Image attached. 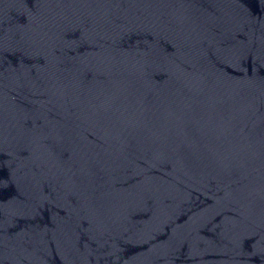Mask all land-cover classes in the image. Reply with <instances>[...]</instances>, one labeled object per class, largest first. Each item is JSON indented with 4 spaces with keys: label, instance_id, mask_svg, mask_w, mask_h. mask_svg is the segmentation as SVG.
<instances>
[{
    "label": "water",
    "instance_id": "water-1",
    "mask_svg": "<svg viewBox=\"0 0 264 264\" xmlns=\"http://www.w3.org/2000/svg\"><path fill=\"white\" fill-rule=\"evenodd\" d=\"M0 264H264V0H0Z\"/></svg>",
    "mask_w": 264,
    "mask_h": 264
}]
</instances>
